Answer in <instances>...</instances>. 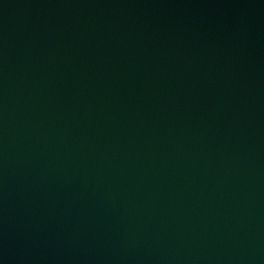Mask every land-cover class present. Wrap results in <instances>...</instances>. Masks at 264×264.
Here are the masks:
<instances>
[{
    "label": "water",
    "instance_id": "95a60500",
    "mask_svg": "<svg viewBox=\"0 0 264 264\" xmlns=\"http://www.w3.org/2000/svg\"><path fill=\"white\" fill-rule=\"evenodd\" d=\"M0 264H264V0H0Z\"/></svg>",
    "mask_w": 264,
    "mask_h": 264
}]
</instances>
